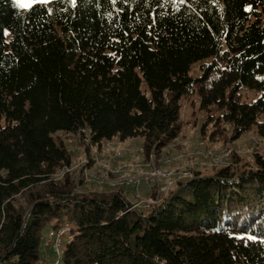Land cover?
Returning <instances> with one entry per match:
<instances>
[{"label": "trees", "instance_id": "16d2710c", "mask_svg": "<svg viewBox=\"0 0 264 264\" xmlns=\"http://www.w3.org/2000/svg\"><path fill=\"white\" fill-rule=\"evenodd\" d=\"M185 101L209 142L264 139V0H0V264H264L258 153L194 171L150 210L54 180L71 164L55 135L142 139L159 155ZM66 225L51 263L45 233Z\"/></svg>", "mask_w": 264, "mask_h": 264}, {"label": "rangeland", "instance_id": "374dc122", "mask_svg": "<svg viewBox=\"0 0 264 264\" xmlns=\"http://www.w3.org/2000/svg\"><path fill=\"white\" fill-rule=\"evenodd\" d=\"M192 71L195 75L199 74V65L193 67ZM245 96L253 100L256 94L245 91ZM204 119L205 113L200 112L197 103L185 101L181 115L182 133L159 155L148 153L142 139L123 143L114 140L98 148L81 134L59 133L55 139L68 149L71 164L59 170L54 180H73L77 194H108L121 190L133 202V208H139L152 206V201L157 200L156 196L162 195L163 187L172 181L178 186L180 181L191 178L194 171L210 172L228 166L235 154L249 163L254 162L256 153L264 156V139L256 131L231 143L207 141L199 133ZM157 171H161V175L154 177L153 173ZM30 192L24 191L15 197L17 208L27 210ZM57 230L54 232L57 233ZM51 232L45 233L42 249L43 255L53 263L59 259L63 248L57 250L53 246ZM66 241L67 238L64 243Z\"/></svg>", "mask_w": 264, "mask_h": 264}, {"label": "bare ground", "instance_id": "6f19581e", "mask_svg": "<svg viewBox=\"0 0 264 264\" xmlns=\"http://www.w3.org/2000/svg\"><path fill=\"white\" fill-rule=\"evenodd\" d=\"M225 155H226V154H225ZM219 164H220V163H219ZM223 164H225V163H223ZM225 167H226V166H225ZM156 173H157L158 176L161 175V171L154 172L153 174H156ZM189 176H190V175H189ZM189 178H190V177H189ZM166 187H168V186H166ZM172 190H173V189H168V192H170V191H172ZM156 204H157V203H156ZM69 230H70L69 226L66 225L65 227H63V228L57 230V231H58L57 233L54 232V231L51 232V237L53 238V241H54L53 246H55L57 250L60 249V248H62V246L64 245L65 237H66L67 233L69 232ZM48 238H49V237H48ZM71 239H72V238H71ZM49 243H50V241H49ZM55 247H54V248H55Z\"/></svg>", "mask_w": 264, "mask_h": 264}, {"label": "built area", "instance_id": "2783aa9c", "mask_svg": "<svg viewBox=\"0 0 264 264\" xmlns=\"http://www.w3.org/2000/svg\"><path fill=\"white\" fill-rule=\"evenodd\" d=\"M153 176H154V177H159V176L157 175V173H156V174H153ZM175 187H176L175 181H172L170 184L168 183V187H163V188H162V190H161V194H167V193H168V189H175ZM157 202H158V200H154V201H152V206L155 205ZM152 206H150V205H147V206L144 205L143 207H144L145 209H147V210H150V209L152 208Z\"/></svg>", "mask_w": 264, "mask_h": 264}, {"label": "snow or ice", "instance_id": "6c2138e0", "mask_svg": "<svg viewBox=\"0 0 264 264\" xmlns=\"http://www.w3.org/2000/svg\"><path fill=\"white\" fill-rule=\"evenodd\" d=\"M16 2L20 7L28 8L34 3H46L47 0H16ZM73 3H75V0H73Z\"/></svg>", "mask_w": 264, "mask_h": 264}, {"label": "water", "instance_id": "95a60500", "mask_svg": "<svg viewBox=\"0 0 264 264\" xmlns=\"http://www.w3.org/2000/svg\"><path fill=\"white\" fill-rule=\"evenodd\" d=\"M177 187H178V186L176 185L175 189H176ZM175 189H173L172 191H174ZM170 192H171V191H170ZM168 193H169V192H168ZM168 193H167V194H168ZM165 195H166V194H165Z\"/></svg>", "mask_w": 264, "mask_h": 264}]
</instances>
